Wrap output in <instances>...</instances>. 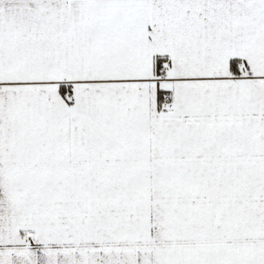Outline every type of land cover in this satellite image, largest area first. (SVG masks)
Segmentation results:
<instances>
[{
	"label": "snow or ice",
	"instance_id": "snow-or-ice-1",
	"mask_svg": "<svg viewBox=\"0 0 264 264\" xmlns=\"http://www.w3.org/2000/svg\"><path fill=\"white\" fill-rule=\"evenodd\" d=\"M0 264H264V0H0Z\"/></svg>",
	"mask_w": 264,
	"mask_h": 264
}]
</instances>
